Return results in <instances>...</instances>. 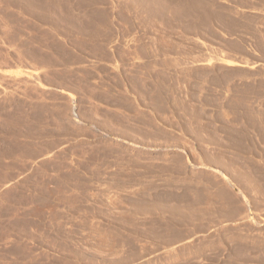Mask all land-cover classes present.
<instances>
[{
	"label": "rangeland",
	"instance_id": "1",
	"mask_svg": "<svg viewBox=\"0 0 264 264\" xmlns=\"http://www.w3.org/2000/svg\"><path fill=\"white\" fill-rule=\"evenodd\" d=\"M0 264H264V0H0Z\"/></svg>",
	"mask_w": 264,
	"mask_h": 264
}]
</instances>
